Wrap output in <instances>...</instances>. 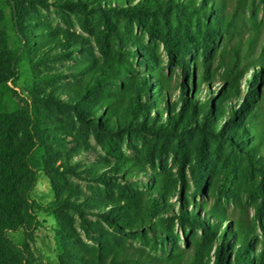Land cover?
I'll return each mask as SVG.
<instances>
[{"label":"trees","instance_id":"16d2710c","mask_svg":"<svg viewBox=\"0 0 264 264\" xmlns=\"http://www.w3.org/2000/svg\"><path fill=\"white\" fill-rule=\"evenodd\" d=\"M38 209L59 264H264V0H0V264Z\"/></svg>","mask_w":264,"mask_h":264},{"label":"rangeland","instance_id":"374dc122","mask_svg":"<svg viewBox=\"0 0 264 264\" xmlns=\"http://www.w3.org/2000/svg\"><path fill=\"white\" fill-rule=\"evenodd\" d=\"M40 16L45 21L51 22L57 27H62V28L69 27L65 24L63 20H61L60 16L53 9L49 11L42 9ZM71 16L75 18V15L71 14ZM93 21L95 22L96 20ZM120 22H122V20H120ZM75 25L76 24L73 23L71 27L73 32H76L84 36L86 39L89 40L93 39V36L91 34L81 30L79 27ZM102 30L103 29L101 27L100 31ZM132 30L137 34H141V31L138 28H132ZM11 41L12 42L14 41V36H12ZM97 55L99 57L101 56L100 54ZM75 62H76L75 60H71L70 62L67 61L64 63V65L65 66L74 65ZM141 70H143V68H141ZM16 81L18 82L17 86L16 85L14 86L12 81L9 82L10 88L16 91V93L14 92L11 93V97L18 106H22L24 105L25 99L28 98L27 91L25 90L27 79L25 76V71L23 69L21 70V73L17 77ZM147 145L148 142L141 139L136 144L138 150L132 148L130 150L126 149L125 153L130 158L141 156L144 159V161L147 162L149 159V154L143 152L145 146ZM96 157L97 155L95 153H88L83 156L82 161L83 163H87V165H89L88 167H90V165H92L95 162ZM163 160L168 161V167L173 172L176 171L172 156H165ZM82 185L84 186L86 192H90L89 189L85 188L86 187L85 184ZM31 197L32 200L35 201L38 206L43 208H46L54 200V195L51 190L50 182L43 172H40L39 174L38 181L31 194ZM36 216H37V224H35L33 230H31L30 232L29 231L26 232L25 229H20L17 232L9 233V236L17 244H28L32 251L33 256L40 264H59L57 245L55 240L57 222L52 215H50L49 213H47L45 210L42 209L37 210ZM186 245L184 244V248H187ZM153 255H155V258L159 256V254L156 253H154Z\"/></svg>","mask_w":264,"mask_h":264}]
</instances>
